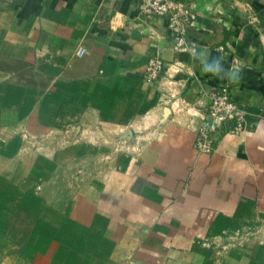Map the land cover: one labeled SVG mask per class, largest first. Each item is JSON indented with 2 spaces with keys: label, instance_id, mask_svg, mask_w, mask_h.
<instances>
[{
  "label": "crops",
  "instance_id": "1",
  "mask_svg": "<svg viewBox=\"0 0 264 264\" xmlns=\"http://www.w3.org/2000/svg\"><path fill=\"white\" fill-rule=\"evenodd\" d=\"M174 1L182 43L139 0H0V264H99L101 245L135 243L163 264L184 233L264 264V0ZM226 82L247 128L199 152Z\"/></svg>",
  "mask_w": 264,
  "mask_h": 264
},
{
  "label": "built area",
  "instance_id": "2",
  "mask_svg": "<svg viewBox=\"0 0 264 264\" xmlns=\"http://www.w3.org/2000/svg\"><path fill=\"white\" fill-rule=\"evenodd\" d=\"M140 11L147 15H167L169 26L182 43L190 19L181 3L174 0H139ZM192 16V15H191ZM193 17V16H192ZM85 48L79 47L77 55H82ZM165 62L158 56H152L145 68V78L155 82L164 72ZM229 82L221 83L210 92V101L202 114V121L196 131L195 149L203 153H211L216 148L217 141L225 134L238 135L247 128V116L250 111L231 92Z\"/></svg>",
  "mask_w": 264,
  "mask_h": 264
},
{
  "label": "rangeland",
  "instance_id": "3",
  "mask_svg": "<svg viewBox=\"0 0 264 264\" xmlns=\"http://www.w3.org/2000/svg\"><path fill=\"white\" fill-rule=\"evenodd\" d=\"M53 217L58 218L55 215H53ZM17 221L26 228L32 222V218L28 214H21ZM196 231L199 232L200 230ZM15 233H19V230L16 229ZM180 236L182 244L176 245L175 248H173L174 246L163 247L164 257L171 259L169 262H163V264H255V262H252L249 258L250 255L246 252L242 253V251H235L231 253L234 249L243 248V250L246 251L247 246L231 245L225 249L227 246L219 244L207 246L205 244L195 243L193 239L190 244L189 241L191 236L189 234L184 233ZM38 247L40 248L27 250L29 258L32 254L41 253L43 246L39 245ZM155 248L156 246L154 245L136 243L116 246L111 244L101 245L99 264H161V255L159 252H156ZM230 256L234 262L228 261ZM174 259L179 260V263L178 261L174 262ZM28 262V264H37L33 259H28ZM38 264H43L42 260L38 261Z\"/></svg>",
  "mask_w": 264,
  "mask_h": 264
},
{
  "label": "trees",
  "instance_id": "4",
  "mask_svg": "<svg viewBox=\"0 0 264 264\" xmlns=\"http://www.w3.org/2000/svg\"><path fill=\"white\" fill-rule=\"evenodd\" d=\"M232 92V91H231Z\"/></svg>",
  "mask_w": 264,
  "mask_h": 264
}]
</instances>
